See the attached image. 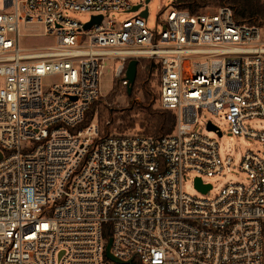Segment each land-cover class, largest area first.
I'll use <instances>...</instances> for the list:
<instances>
[{
	"label": "built area",
	"instance_id": "2783aa9c",
	"mask_svg": "<svg viewBox=\"0 0 264 264\" xmlns=\"http://www.w3.org/2000/svg\"><path fill=\"white\" fill-rule=\"evenodd\" d=\"M145 10L147 0H2L0 264H107L109 239L117 258L141 264H264V158L247 149L245 180L208 197L207 178L231 172L233 159L193 128L201 111L226 109L231 133L264 142L244 124L264 118L263 27L229 5L193 14L174 3L153 30ZM112 12L136 15L118 23ZM93 15L103 18L85 29ZM32 23L56 43L22 46ZM110 59L122 86L130 60L154 61L160 105L176 113L171 133L81 126ZM188 173L212 187L187 193Z\"/></svg>",
	"mask_w": 264,
	"mask_h": 264
},
{
	"label": "rangeland",
	"instance_id": "374dc122",
	"mask_svg": "<svg viewBox=\"0 0 264 264\" xmlns=\"http://www.w3.org/2000/svg\"><path fill=\"white\" fill-rule=\"evenodd\" d=\"M176 0H150L149 16L147 26L155 30L158 18L163 16L164 11L172 6ZM217 1H208V4L200 8L201 12L213 11L219 6ZM224 5V4H223ZM2 0H0V7ZM69 15L82 22H86L91 18L90 12L68 10ZM136 15L135 12L120 14L112 12L110 17L114 18L118 23H122L128 18ZM158 30L161 25L158 24ZM23 36L20 39L22 46H45L54 45L55 37L46 33L42 23H32L27 27L22 26ZM29 34V36H27ZM31 34V35H30ZM264 40V26L262 29ZM118 60H106L100 77V97L92 104L88 113L89 118L97 121L100 127V133H147L152 134L151 119L149 113L152 111H162L160 105V87L159 73L154 71L149 78L141 69V75L136 79L131 95H127L124 86L121 84L116 86V78L114 70ZM56 79L55 76L47 75L43 78V85L49 86ZM112 94V95H111ZM227 110H220L218 115L213 114L207 109L201 111V121L193 126V128L212 137H216L219 141L220 152L223 157L230 156L233 159L232 171L223 172L220 175L208 177L207 180L214 184L207 196L211 197L217 193L228 183L236 181H244L246 174L240 171V164L243 154L247 149L257 152L264 158V142L249 138L243 134H233L230 131V122L226 118ZM212 119L223 131V136L219 137L213 131L208 130L205 120ZM91 120V119H90ZM247 129L256 131L264 130V118L254 117L247 118L244 121ZM187 193L201 197L202 194L194 185V175L187 174V180L184 185ZM110 264H117L110 261Z\"/></svg>",
	"mask_w": 264,
	"mask_h": 264
},
{
	"label": "trees",
	"instance_id": "16d2710c",
	"mask_svg": "<svg viewBox=\"0 0 264 264\" xmlns=\"http://www.w3.org/2000/svg\"><path fill=\"white\" fill-rule=\"evenodd\" d=\"M208 1L210 0H176L175 4L182 9H187L191 13L196 14L201 12L200 8L205 7L208 4ZM215 1H217L216 3H219V6L223 4L231 6L234 10V15L237 20L249 24H257L262 27L264 26V0H213V2ZM143 66H145V68H143ZM141 69H143L146 77L149 78L150 75H152L155 71L156 64L154 63V61L140 60L138 64V74L136 79H138L139 75H141ZM119 84L120 83L118 82V80H116V86ZM132 90L131 92H129L128 86H124V91L127 95H131ZM91 106L88 109L86 113V119L81 124V126H86L93 120V118L88 117ZM149 115L151 123L153 122L151 124L153 135L162 136L173 131L176 124V113L173 110L163 108L162 111H152L149 113ZM107 264H110L108 259ZM131 264L141 263L137 259H134Z\"/></svg>",
	"mask_w": 264,
	"mask_h": 264
},
{
	"label": "water",
	"instance_id": "95a60500",
	"mask_svg": "<svg viewBox=\"0 0 264 264\" xmlns=\"http://www.w3.org/2000/svg\"><path fill=\"white\" fill-rule=\"evenodd\" d=\"M150 0H147V2H149ZM139 8V6H135L133 8V10H137ZM143 16L147 17L148 16V10L143 11L142 13ZM103 16L102 15H93L91 21L87 22L85 25V29L90 28L94 23H99L102 20ZM138 64H139V60L138 59H132L129 61L128 65H127V79L129 81L128 84V90L129 92H131L132 87L136 81L137 78V74H138ZM207 128L209 130L215 131L218 129V127L212 122L210 121L207 125ZM218 134L221 135V131H218ZM0 158H1V153H0ZM195 185L196 187L201 190L202 192H207L212 185L211 184H204L201 180V178L197 177L195 179ZM111 244H112V239H109L107 246H106V258L114 263L117 264H131L132 260H122L117 258L111 251Z\"/></svg>",
	"mask_w": 264,
	"mask_h": 264
}]
</instances>
